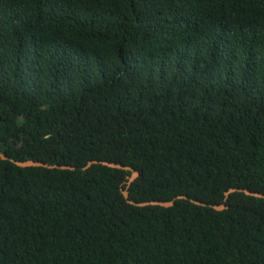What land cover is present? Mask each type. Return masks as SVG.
<instances>
[{"label": "trees", "instance_id": "obj_1", "mask_svg": "<svg viewBox=\"0 0 264 264\" xmlns=\"http://www.w3.org/2000/svg\"><path fill=\"white\" fill-rule=\"evenodd\" d=\"M0 152V264H264V0H0Z\"/></svg>", "mask_w": 264, "mask_h": 264}, {"label": "water", "instance_id": "obj_2", "mask_svg": "<svg viewBox=\"0 0 264 264\" xmlns=\"http://www.w3.org/2000/svg\"><path fill=\"white\" fill-rule=\"evenodd\" d=\"M0 158L7 159L1 152H0ZM12 162L14 164H16L17 166H20V167L36 166V167H45V168H54V167L58 168V166H49V165H45L43 163H35V162H32V161H28V162H16V161H12ZM94 163H97V162H94ZM100 163L103 164V165H105V166L112 167V168H119V169H124V170H130L132 172V176L129 178V181H132L137 176V172L133 171L130 168L122 167V166L117 165V164H114V163H107V162H100ZM91 164H93V162H89L88 163V166H90ZM59 168L65 169V168H68V167H64L63 166V167H59ZM70 169H73V168H70ZM235 191H242V190H240V189H230L228 192L225 193V197L227 198L230 193H233ZM244 193L247 194V195H249V196L264 198V195L263 194L252 193L250 191H244ZM123 195H124V197L127 199V201L129 203L134 204V205H137V206L154 205V206L170 207V206L173 205V201H171V202L153 201V202H145V203H135V202H132V201H129L128 200V194H127V192H123ZM178 198L179 199H181V198L187 199L184 196H179ZM191 202H193L195 204H198V205L206 206L203 203L195 202L193 200H191ZM210 207L213 208V209H215V210H222V209H224V206H222V205L221 206L210 205Z\"/></svg>", "mask_w": 264, "mask_h": 264}]
</instances>
